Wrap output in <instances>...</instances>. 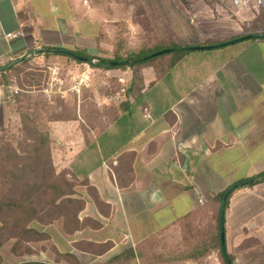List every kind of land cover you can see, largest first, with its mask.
<instances>
[{"label": "crops", "instance_id": "0c3cea01", "mask_svg": "<svg viewBox=\"0 0 264 264\" xmlns=\"http://www.w3.org/2000/svg\"><path fill=\"white\" fill-rule=\"evenodd\" d=\"M193 1L188 9L194 24L200 15ZM216 2L202 0L197 9L204 21L227 27L219 35L183 39L166 22L154 35L204 46L252 33L261 0ZM122 9L105 0H0V66L40 48L93 51L102 28L106 35L115 26L133 28L127 16L121 18ZM192 52L169 69H140L139 95L109 107L105 147L80 134L79 117L54 122L53 136L66 137L69 157L62 168L93 189L90 195L80 186L85 208L78 216L91 226L62 233L68 248L59 253L72 255L76 264H223L212 242L217 197L264 174V39L209 56ZM57 56L47 62L65 60ZM74 134L82 136L78 146L69 137ZM224 232L233 264H264V180L231 193Z\"/></svg>", "mask_w": 264, "mask_h": 264}, {"label": "rangeland", "instance_id": "374dc122", "mask_svg": "<svg viewBox=\"0 0 264 264\" xmlns=\"http://www.w3.org/2000/svg\"><path fill=\"white\" fill-rule=\"evenodd\" d=\"M94 1L98 2V0ZM206 1L212 6L217 3L216 0ZM111 2L122 5L123 9L119 11L122 14L121 18L127 16L129 26L133 24V28L113 27L112 31L107 35L115 38L114 42H107L108 37L104 27L102 28L104 31H100L98 34L100 39L93 44V51L75 50L81 51V54L87 56V58H94L93 63H77L71 58L62 55L57 57H59V60L65 59L62 61L63 63H48L47 58L50 55H32L24 60L25 62L22 61L12 66L14 69L7 73L9 83L7 92L3 88V80L0 76V88L2 90V98L0 99V196L3 194L15 196L18 193L17 187L19 185L18 183L12 184L4 173L2 175L1 164L6 153H1V146L5 141H9L13 149H16L22 158H25L27 155L26 145L33 142L31 135L32 126L27 124L26 128L23 127L22 114H27L30 120L36 123L39 131L50 140L51 162L49 165L53 171L45 173V178L48 181L58 182L60 176L64 175L65 179L71 180V175L68 174L69 171L62 168L67 164L69 157L64 152L66 149V144L64 143L66 137L56 138L53 136L55 134V123L51 120L58 117H69L72 114L79 115L81 101L85 105L83 113L91 116L89 117L90 124L94 126L91 127L87 123V131L84 133V130L81 129L80 134L83 133L87 139H89L88 136L90 139L96 138L95 141L101 147H105L103 131L105 130V125L111 124L110 118L113 113L109 107L112 101L117 103L116 107L125 99L131 101L130 97L133 96L130 95L129 97L126 95V89L129 88L130 84L133 85L135 77L140 76L139 70L136 71L130 67L105 70L92 65H97L96 63L102 59L113 60L116 57L115 54L119 53L122 57H125L128 53L138 51L145 44H152L146 39L149 38V34L153 36L154 30L160 33L159 28L162 22H166L168 25L172 23L173 32L181 33L183 39L196 37L199 40L202 38V34L219 35V32L227 28L223 29L224 26L219 24L216 26L213 22L204 21L202 14H200L201 11L197 9V7H200L202 0L193 1L196 6L194 12L200 15V18L196 16L198 20L194 24V20L190 19L189 0H105L107 4ZM260 8V13L257 16L264 14V0H261ZM262 21L257 19L255 23L253 22V25L255 24L257 28L258 26L260 27L257 30L258 32L254 31V33H264V22ZM123 23L125 24V22ZM187 25H189L191 34L187 32ZM253 25H250L251 28H253ZM251 28L250 31L253 32ZM155 37L159 41H163L159 35H155ZM239 43L241 42L219 49L193 51L192 53H204L209 56L213 51L225 48L232 49ZM169 44L175 45L176 42L165 41L162 45ZM88 45L92 46L91 43H88ZM115 46H117L116 49L119 51L117 53ZM174 53L176 52L163 54L165 56H155V59L163 57L153 61L169 62L173 59L172 54ZM174 56L176 57L177 55ZM170 73L172 75L173 72L170 71ZM173 93L175 96L179 91H174ZM147 95L148 93L145 94V97ZM112 104L114 105V103ZM105 105H109L108 108ZM139 107L136 105L135 108L140 111ZM142 112L144 113V111ZM75 136L76 138H73ZM69 137L73 139L74 145H80L77 141H81V135L74 134L73 137ZM92 157L95 158L93 155ZM100 160L105 164V155L101 156ZM31 175V181L36 180L41 183L40 176ZM75 181L77 182L75 189L80 192L81 181ZM83 186L87 187V185ZM86 191L89 193L88 188ZM49 198L50 194L48 192L41 191L37 194V202ZM202 203L203 201L201 200L199 204ZM39 208L41 219L29 224L26 230L27 233L22 235H20L18 229L13 230L11 227L3 226L4 220H6V225H9V221H11V215L9 214L11 212H1L0 238L2 245L0 246V264H22L26 262L70 264V260L61 259L60 256L63 254L59 253V250H65L64 246L68 248L66 243H64L65 245L62 244V233L69 235L63 228V220L60 217L55 218L59 211L50 206H44L41 202ZM65 209L71 211L69 206H65ZM50 219L52 220L50 221Z\"/></svg>", "mask_w": 264, "mask_h": 264}, {"label": "trees", "instance_id": "16d2710c", "mask_svg": "<svg viewBox=\"0 0 264 264\" xmlns=\"http://www.w3.org/2000/svg\"><path fill=\"white\" fill-rule=\"evenodd\" d=\"M257 19L263 20L262 22H264V14L257 16L256 20ZM259 28H260L259 26L257 28V26L254 24L252 28L253 32L251 34H260V33H254V31H257ZM146 40L148 42H151L152 44H145V46L143 45L138 51L133 53H128V55L125 57H122L120 53L115 54L116 57L114 56L115 58L113 60L102 59L96 63L97 65H92V66H98L99 68L105 70L125 69L126 67H130L136 71L138 70L140 71L141 68L152 66L154 67L155 70L159 71V69L162 70L165 68L169 69L173 67L177 62H179V60L183 57V55L192 51L191 49H187L186 51L176 52L172 54L173 59L169 62H156V61L154 62L153 60L156 58L152 56L154 53L167 48L177 47L179 45L177 44L162 45L165 41L164 42L159 41V39H157L154 34L153 36L149 34V38ZM116 47L117 46H115V50L117 53L119 51L116 49ZM74 53L83 58H87V56L81 54V51H75ZM44 55L49 56L53 54L47 53ZM54 55L66 56L64 54H54ZM174 55L177 56L175 57ZM163 56L158 57L157 59L162 58ZM66 57L71 58L77 63H84L83 61L75 60L72 57L69 56ZM123 60H128V61L136 60L137 62L132 63L128 66H116V67H112L108 65L106 62H103V61H123ZM13 69L14 67H11L0 73V76L2 77L3 80V88L6 92L9 86L7 73H9ZM141 83H142V79L140 78V76L135 77L133 85L130 84L129 88L126 89V95L137 97L141 90L138 89ZM84 106L85 105L82 104L80 101L79 115L72 114L69 117L67 116L62 118L58 117L51 121L53 122L77 121L79 117L83 120V123L80 124L82 130L87 131L88 129L87 123L90 124L89 117L91 116L89 114L83 113ZM21 116H22L23 127L26 128L27 124H30L32 126L31 135L33 137V142L31 144L26 145L27 155L25 158H22V156L17 152L16 149H13V146L9 141H5V143L1 146V153H6V156L5 157L3 156L4 161L1 164L2 175L4 173V175L8 176L12 184L15 183L19 184L17 187L18 193L15 196H9L6 194L0 196V214L1 212L2 213L11 212L9 214L11 215V221H9V225H6V220H4L3 226L8 228L11 227L13 230L18 229L20 235L26 234L27 226L41 219L39 215L41 213L39 208L40 202L44 206H50L51 208L59 211L57 212V215H55V218L60 217L63 220V228L67 234H72L76 231L82 230L83 228H85V226H91L89 223V221H91L90 219H84L80 221L78 218L79 214L83 211L85 207V201L82 199L81 193L75 189L77 182L72 179L73 177H71V180H67L64 178V175L60 176V180L58 182L48 181L45 178L44 176L45 173H47L48 171H53L52 167L49 165L51 162L50 140L39 131L36 123L30 120L27 114H22ZM92 126L94 125H91V127ZM30 174H32L31 176H40L42 180L41 183H39L36 180L31 181ZM80 185H87V182L81 181ZM87 188L89 190V194L93 195V189L88 186ZM41 191L48 192L50 194V198L47 200H42L37 202V194L38 192ZM224 192L220 193L217 197L216 202L218 206ZM94 201L97 204H100L96 198H94ZM65 206H69L71 211H67L65 209ZM216 215H217L216 235L212 238V242L214 243L216 249L220 253V228H219L218 207H217ZM51 220L52 219H50V221ZM95 224H96L94 226L95 228L101 226V222ZM1 245H2V241L0 238V246ZM60 257L61 259H67V261L70 260L69 261L70 264H76L75 258L70 254H63ZM220 258L222 260V263L226 264L221 253H220ZM22 264H46V263L26 262Z\"/></svg>", "mask_w": 264, "mask_h": 264}, {"label": "water", "instance_id": "95a60500", "mask_svg": "<svg viewBox=\"0 0 264 264\" xmlns=\"http://www.w3.org/2000/svg\"><path fill=\"white\" fill-rule=\"evenodd\" d=\"M255 38H261L264 39V33H260V34H249V35H245L236 39H232L229 41H224L221 43H216V44H212V45H204V46H177V47H173V48H167L164 50H161L159 52L154 53L152 56H160L163 54H167V53H173V52H179V51H185L187 49H191L192 51H203V50H212V49H217V48H223L232 44H235L237 42H241L243 40H249V39H255ZM47 53H51V54H64L66 56L72 57L75 60H79V61H83L87 64H91L93 63L94 59L92 58H83L77 54H75L73 51H69V50H60V49H47V48H40V49H36L22 57H19L15 60L10 61L9 63H7L6 65L0 67V73L11 68L12 66L26 60L28 57L32 56V55H37V54H47ZM106 62L108 65L112 66V67H116V66H128L132 63L137 62L136 60H132V61H128V60H123V61H103ZM264 180V174L258 175L256 177H253L251 179L245 180V181H241V182H237L231 186H229L225 192L223 193L221 200L219 202V206H218V217H219V228H220V253L225 261L226 264H233L227 254V250H226V245H225V232H224V213H225V205H226V201L228 196L236 189L244 187V186H249V185H253L256 184L260 181Z\"/></svg>", "mask_w": 264, "mask_h": 264}, {"label": "built area", "instance_id": "2783aa9c", "mask_svg": "<svg viewBox=\"0 0 264 264\" xmlns=\"http://www.w3.org/2000/svg\"><path fill=\"white\" fill-rule=\"evenodd\" d=\"M8 36H11V35H8ZM201 200H199V202H200Z\"/></svg>", "mask_w": 264, "mask_h": 264}]
</instances>
